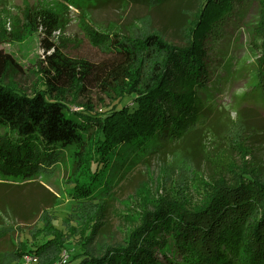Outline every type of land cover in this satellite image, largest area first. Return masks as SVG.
I'll return each instance as SVG.
<instances>
[{
    "label": "rangeland",
    "instance_id": "374dc122",
    "mask_svg": "<svg viewBox=\"0 0 264 264\" xmlns=\"http://www.w3.org/2000/svg\"><path fill=\"white\" fill-rule=\"evenodd\" d=\"M195 1L172 0L146 12L140 5L123 10L103 0H0V28L9 31L16 20L24 19L29 25L21 39H0V74L27 99L37 98L31 107L34 113H29L35 119L31 129L63 153L62 161L45 177L19 183L0 176V264H71L70 256L82 250L100 255L108 247H123L142 214L159 199L176 200L195 210L216 180L232 181L244 162L264 172V30L257 0H247L224 17L211 39L206 59L210 83L199 93L208 111L200 135L191 133L137 165H123L125 175L109 196L72 198L75 191L68 183L83 180L82 171H72V166L85 137L82 140L83 129L64 112L88 103L102 113L115 94L96 87L82 95L70 89L56 100L38 96L45 77L56 75L59 46L68 42L76 56L96 54L85 27L105 32L136 17L142 19L131 32L157 30L179 43ZM9 104L0 96V110L8 114ZM27 110L22 106L23 114ZM20 120H13L10 128L16 130ZM22 245H42V252L14 263L13 253Z\"/></svg>",
    "mask_w": 264,
    "mask_h": 264
},
{
    "label": "trees",
    "instance_id": "16d2710c",
    "mask_svg": "<svg viewBox=\"0 0 264 264\" xmlns=\"http://www.w3.org/2000/svg\"><path fill=\"white\" fill-rule=\"evenodd\" d=\"M103 1L123 10L140 5L148 12L172 0ZM245 1L196 0L179 43L157 30L131 32L142 19L136 17L127 24H115V29L104 30L106 33L85 27L96 54L76 56L68 42L59 46L56 75L45 77L43 87L36 90L38 96L56 100L70 89L82 95L96 87L115 94L102 113L88 103L78 111L64 112L67 120L83 129L82 140L85 137L72 166V171H82L83 180L68 183L75 191L73 199L111 195L115 182L125 175L123 165L132 167L173 141L191 133L200 135L208 111L199 93L210 83L206 62L211 39L224 17L239 10ZM257 3L264 30V0ZM26 26L24 19L23 23L16 20L9 31L1 27L0 39H21ZM0 96L10 103L8 114L0 110V176L19 183L45 177L62 161L63 153L31 129L35 119L29 113H34L31 107L37 98L27 99L4 74H0ZM22 106L28 107L27 114L22 113ZM19 118V127L10 128ZM261 172L244 162L232 181L216 180L195 210L161 198L151 211L142 214L125 246L108 247L100 255L82 250L70 256L71 264H264ZM61 246L67 250L65 244ZM42 247L22 245L13 253L14 263L25 255L40 256Z\"/></svg>",
    "mask_w": 264,
    "mask_h": 264
}]
</instances>
